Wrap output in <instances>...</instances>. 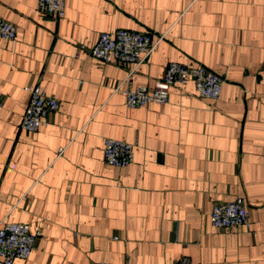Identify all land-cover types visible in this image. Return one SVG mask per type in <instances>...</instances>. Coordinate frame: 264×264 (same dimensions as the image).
Instances as JSON below:
<instances>
[{
	"label": "crops",
	"instance_id": "0c3cea01",
	"mask_svg": "<svg viewBox=\"0 0 264 264\" xmlns=\"http://www.w3.org/2000/svg\"><path fill=\"white\" fill-rule=\"evenodd\" d=\"M0 16L17 25L0 38V221L42 232L13 264H264V0H66L62 18L0 0ZM118 29L165 35L133 87L202 64L224 77L220 98L189 80L128 107V65L88 51ZM27 86L60 102L35 132ZM106 137L133 143L134 161L107 164ZM240 196L249 228L214 227L213 206Z\"/></svg>",
	"mask_w": 264,
	"mask_h": 264
},
{
	"label": "built area",
	"instance_id": "2783aa9c",
	"mask_svg": "<svg viewBox=\"0 0 264 264\" xmlns=\"http://www.w3.org/2000/svg\"><path fill=\"white\" fill-rule=\"evenodd\" d=\"M38 8L47 14L64 17L66 0H36ZM165 35L156 39L151 33L128 29L104 31L98 42L88 49L89 54L102 63L120 62L128 65V74L116 88L125 96L126 105L130 108L147 106L151 103H166L173 87L183 89L192 80L197 94L201 97L217 101L224 84V77L205 65L190 66L182 62L172 61L166 71L153 87L131 85V79L138 68L146 62ZM0 38L15 41L17 25L0 16ZM82 48H86L82 46ZM125 83H128L125 86ZM30 93L27 109L23 115L22 128L37 131L47 122L50 113L59 109V100L37 87L27 86ZM135 145L128 141L113 137L104 140V159L107 164L124 168L134 161ZM60 149V153L63 152ZM211 224L217 228L231 229L235 227L249 228L248 204L244 197H237L230 202H220L213 206L210 213ZM42 235L40 230L32 231L24 222L0 221V258L4 264H13L16 259L27 260L31 256L37 240ZM97 264H114L100 261ZM177 264H192L190 257L182 256Z\"/></svg>",
	"mask_w": 264,
	"mask_h": 264
}]
</instances>
